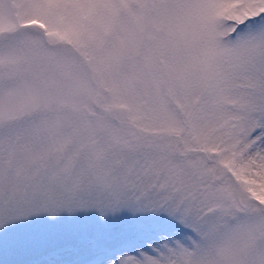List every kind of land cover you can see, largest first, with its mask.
I'll return each mask as SVG.
<instances>
[{"label":"snow or ice","instance_id":"1","mask_svg":"<svg viewBox=\"0 0 264 264\" xmlns=\"http://www.w3.org/2000/svg\"><path fill=\"white\" fill-rule=\"evenodd\" d=\"M0 264H264V0H0Z\"/></svg>","mask_w":264,"mask_h":264}]
</instances>
